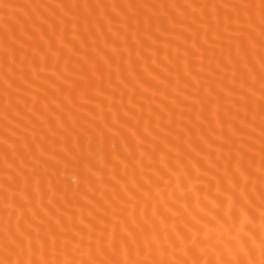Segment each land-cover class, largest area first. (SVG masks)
I'll use <instances>...</instances> for the list:
<instances>
[{"label":"bare ground","instance_id":"bare-ground-1","mask_svg":"<svg viewBox=\"0 0 264 264\" xmlns=\"http://www.w3.org/2000/svg\"><path fill=\"white\" fill-rule=\"evenodd\" d=\"M0 264H264V0H0Z\"/></svg>","mask_w":264,"mask_h":264}]
</instances>
